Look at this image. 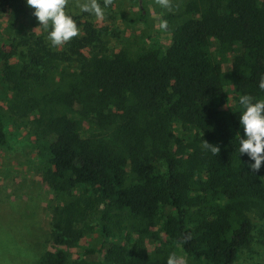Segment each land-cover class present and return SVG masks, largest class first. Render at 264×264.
<instances>
[{
    "label": "trees",
    "instance_id": "16d2710c",
    "mask_svg": "<svg viewBox=\"0 0 264 264\" xmlns=\"http://www.w3.org/2000/svg\"><path fill=\"white\" fill-rule=\"evenodd\" d=\"M33 11L26 0H0V14ZM71 16L80 29L68 43L75 52L94 31L85 24L81 35L79 17ZM164 18L166 47L94 56L68 90L42 97L37 129L48 153L46 181L58 201L52 240L73 247L90 222L104 264H167L177 250L187 264H233L251 242L254 219L264 234V163L253 173L248 165L254 161L239 154L236 138H245L239 97L264 100L258 87L264 0H188ZM36 42L44 48L40 38ZM233 48L238 52L228 83L234 104L227 106L223 65ZM80 103L89 108L97 131L85 133L74 120L73 107ZM22 106L40 104L30 98ZM175 125L190 133L187 141H173ZM203 140L219 146V154L203 149ZM6 145L0 116V146ZM147 236L158 244L153 252ZM40 262L68 264V258L57 249Z\"/></svg>",
    "mask_w": 264,
    "mask_h": 264
},
{
    "label": "rangeland",
    "instance_id": "374dc122",
    "mask_svg": "<svg viewBox=\"0 0 264 264\" xmlns=\"http://www.w3.org/2000/svg\"><path fill=\"white\" fill-rule=\"evenodd\" d=\"M187 1L171 0V8H165L155 0H113L108 7L104 0H98L104 15L97 19L81 12L77 0H68L65 10L79 17L81 35H85V24L94 31L90 43L75 52L69 50L68 43L53 48L47 40L48 30L40 27L33 15L0 14V116L7 133V145L0 146V264H41L46 252L57 249L66 252L68 264H104L99 236L96 228L89 229L90 222L83 225L84 235L75 246L53 243V211L58 201L46 181L48 153L37 129L42 97L54 90H68L78 70L94 56H111L120 50L135 54L153 46L166 47L170 33L167 27H161L164 16L179 13ZM38 38L44 48L36 42ZM212 50L217 56L218 48ZM237 52L233 48L227 53L223 65L227 106L234 104L228 75L230 61ZM30 98L40 106L23 108L22 102ZM72 116L83 132L98 130L85 103L75 104ZM189 135L175 125L174 142L187 141ZM146 158L154 162L150 152H146ZM253 223L251 242L239 251L233 264H264V234L258 230L260 223L255 219ZM145 241L153 252L157 242L149 236ZM177 251L187 261L186 255Z\"/></svg>",
    "mask_w": 264,
    "mask_h": 264
},
{
    "label": "clouds",
    "instance_id": "9594fccd",
    "mask_svg": "<svg viewBox=\"0 0 264 264\" xmlns=\"http://www.w3.org/2000/svg\"><path fill=\"white\" fill-rule=\"evenodd\" d=\"M112 3L113 0H104L105 7L112 5ZM155 3L165 8L172 6L171 0H155ZM26 5L34 10L33 15L40 27L48 30L47 40L53 48L63 46L79 36V27L65 10L68 6V0H26ZM76 6L81 12L90 13L97 19H103L104 9L101 8L98 0H83V2L77 0ZM166 26L167 22L163 21L161 27ZM258 87L264 91V74L260 77ZM239 104L244 109L239 116V123L245 138L241 139L237 133L238 151L240 155L246 154L254 161L248 167L253 173H256L259 172L262 163H264V100L253 102L251 96L241 95ZM202 148L209 150L215 156L220 152L219 146L211 145L205 140H203ZM167 264H187V261L183 256H178L173 252L169 255Z\"/></svg>",
    "mask_w": 264,
    "mask_h": 264
}]
</instances>
